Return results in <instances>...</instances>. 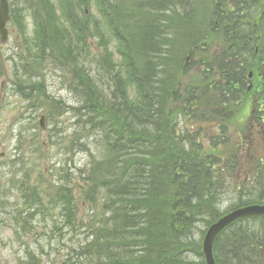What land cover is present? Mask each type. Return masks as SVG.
Masks as SVG:
<instances>
[{"label":"trees","instance_id":"trees-1","mask_svg":"<svg viewBox=\"0 0 264 264\" xmlns=\"http://www.w3.org/2000/svg\"><path fill=\"white\" fill-rule=\"evenodd\" d=\"M219 1L222 5L205 15L212 32L199 31L193 37L191 23L185 22L191 5L195 6L193 0L175 4L173 0H130L128 7L137 15L123 13L120 4L115 9L112 0H12V22L21 23L25 12H31L37 43L32 47L24 41L29 60H54L68 69L75 82L69 88L76 96V112L83 111L84 127L96 133V139L78 148L88 156L83 195L93 206L98 203L101 213L88 229L91 238L85 237L77 264H205L201 241L208 226L237 206L264 203V0H231L234 10L229 12ZM202 2L195 7L200 10ZM91 3L117 41L113 52L97 20L87 15ZM122 20L127 22L123 28L137 25L136 36L122 35L115 25ZM95 33L103 39L102 54L91 61L89 73L85 52L87 40ZM210 34L220 44L206 43ZM180 37H189L188 51L200 50L202 44L203 49H220L206 56L200 53L203 57L194 62L193 83L184 92L177 73L180 69L187 74L194 65L181 58L171 71L168 62ZM224 81L230 82L227 91ZM180 101L189 110L196 132L177 128L181 116L172 106ZM238 103L242 109L237 110L252 114L259 129L244 134L243 153L235 155L242 143H231L222 125L224 106L230 111V105ZM231 115L230 111V119ZM258 138L263 151L255 157L251 149ZM243 163L252 186L237 188L236 201L222 212L219 205L228 174ZM39 186L26 189L28 212L48 211L35 198ZM62 188L59 193L57 188L54 203L61 211L62 225L69 227L70 187ZM248 219L264 221V217L246 218L225 228L214 241L216 264H264V225L245 228L241 223Z\"/></svg>","mask_w":264,"mask_h":264},{"label":"rangeland","instance_id":"rangeland-1","mask_svg":"<svg viewBox=\"0 0 264 264\" xmlns=\"http://www.w3.org/2000/svg\"><path fill=\"white\" fill-rule=\"evenodd\" d=\"M112 1L115 9L120 7L118 4L124 7L123 13L133 11V8L128 7L130 0ZM173 1L174 4L178 2ZM223 1L226 11L229 12L230 0ZM198 2L200 3V0H193L196 7H199ZM208 3L205 5L203 0L200 10L191 5V15L185 21L191 23L190 35L195 36L199 31L212 32L205 15L220 7L222 3L218 0H209ZM8 4L10 16L6 24L8 38L4 42L0 40V155H3L0 158V264H77V253L81 251L80 247L85 237L91 238V231L88 229L93 225L95 216L101 213L99 204L93 206L83 195V174L88 156L78 148L84 149L85 141L96 139V133L84 127L83 111L80 114L76 112L78 107L76 96L69 88L75 86V82H71L68 69L54 60L44 59L37 63L29 60L30 52L25 48L24 41L26 40L32 47L33 43H37L33 35L34 23L29 15L31 12H25L21 23L12 22V0H8ZM105 8L110 11L107 5ZM86 12L90 20H97L101 36L107 42L109 50L113 52L117 41L106 31V23L100 18L98 9L91 3ZM134 13L137 15V12ZM140 22L137 24L140 25ZM115 25L124 36L130 37L132 33L134 36L137 35V25L133 27L129 24L123 28V25H127L126 20L120 23L116 21ZM177 29L181 30V27ZM213 37V34H210L206 43L210 46L220 44ZM103 39L95 33L87 40L85 65L89 73L93 70L91 61L101 57ZM188 40L189 37L185 39L180 37L174 42L173 56L168 61L171 71L177 67L181 58L193 66L197 59L220 50L213 51V48L205 46L203 49L202 44L200 50L194 48L188 51L187 47L190 44ZM178 49L183 51L180 56L181 52L179 54L176 52ZM200 53L203 56H200ZM113 61L116 64L119 62L116 53L113 54ZM195 66L196 63L187 74L178 68L181 92L193 83ZM128 95L133 100L132 94L128 92ZM240 95L242 96V93ZM56 103L62 104L57 106ZM239 105L240 103L236 106L230 105L233 115L222 125L226 126V134L229 135L231 143L233 141L242 143L244 134L247 135L250 129L257 128L251 120L252 114L243 115L237 110L242 109ZM172 108L177 111L176 115L181 116L182 122L177 128L182 127L188 132H196L192 128L195 126L190 120L191 114L189 115V110L183 107L182 101L180 105H173ZM208 126L212 128L211 125ZM242 149L243 145L242 148L236 147L235 155L243 153ZM253 149L255 157L263 151L260 138L256 140V146L251 150ZM98 150L100 153L101 149ZM246 166L243 163L237 169L236 165L233 169L235 173L226 177L227 191L219 205L220 211L224 212L236 201L237 188L242 187V184L246 190L251 188ZM23 183L24 187L21 186ZM37 184L40 186L38 192L34 194L35 198L40 199L48 207V211L40 209L35 213L28 212L24 205L25 197L30 193L26 189ZM67 184L70 187L72 212L69 214L70 226L64 227L67 225H62L64 220L54 201L57 197V188L59 193ZM250 220L244 221L245 223L241 225L245 228L251 227L254 223L264 225V221ZM72 226L75 228H70ZM198 234L197 226L196 238Z\"/></svg>","mask_w":264,"mask_h":264},{"label":"water","instance_id":"water-1","mask_svg":"<svg viewBox=\"0 0 264 264\" xmlns=\"http://www.w3.org/2000/svg\"><path fill=\"white\" fill-rule=\"evenodd\" d=\"M9 20L7 0H0V40L5 41V25ZM264 216V205H248L236 208L212 223L203 238L202 253L205 264H215L212 254L213 243L217 235L233 222L248 217Z\"/></svg>","mask_w":264,"mask_h":264},{"label":"flooded vegetation","instance_id":"flooded-vegetation-1","mask_svg":"<svg viewBox=\"0 0 264 264\" xmlns=\"http://www.w3.org/2000/svg\"><path fill=\"white\" fill-rule=\"evenodd\" d=\"M228 81H226V82L224 81L225 82V87L227 89L229 88V85H230V82H228ZM223 110H224V120L227 121L229 119V109H228L227 106H224Z\"/></svg>","mask_w":264,"mask_h":264}]
</instances>
